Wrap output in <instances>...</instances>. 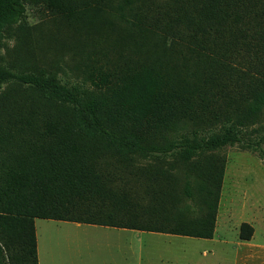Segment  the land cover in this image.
Wrapping results in <instances>:
<instances>
[{"label": "trees", "instance_id": "trees-1", "mask_svg": "<svg viewBox=\"0 0 264 264\" xmlns=\"http://www.w3.org/2000/svg\"><path fill=\"white\" fill-rule=\"evenodd\" d=\"M26 1L84 31L105 61L88 86L0 66V88L29 90L0 96V264H37L35 219L211 239L216 153L264 144V0ZM24 12L0 0V43ZM166 157L197 179L198 217L180 209L188 179L179 193L176 177L135 167L138 195L123 178ZM252 236L241 223L239 240Z\"/></svg>", "mask_w": 264, "mask_h": 264}, {"label": "rangeland", "instance_id": "rangeland-1", "mask_svg": "<svg viewBox=\"0 0 264 264\" xmlns=\"http://www.w3.org/2000/svg\"><path fill=\"white\" fill-rule=\"evenodd\" d=\"M24 7L22 19L5 32L0 43V66L14 73L42 72L62 84L88 86L87 70L105 61L101 55H92L95 43L91 37L70 27L43 6L24 0ZM10 90L15 95L29 91L9 81L0 88V96ZM244 137L250 142L257 136ZM216 155L224 159L214 228L219 243L164 235L137 238L135 234L112 233L101 227L75 228L72 223L36 219L41 264H237L236 260L243 264H264V144L258 151L228 146ZM133 166V171H125L123 178L138 195L142 192L133 174L137 173L135 167L145 168L150 172L148 175L176 177L179 193L188 179L192 198L181 201L180 209L186 206V218L198 217L197 179L187 173L177 158L137 159ZM142 204L146 205V201ZM241 223L253 228L251 240H239ZM56 225L61 228L56 229ZM205 250L212 253L204 256Z\"/></svg>", "mask_w": 264, "mask_h": 264}, {"label": "crops", "instance_id": "crops-1", "mask_svg": "<svg viewBox=\"0 0 264 264\" xmlns=\"http://www.w3.org/2000/svg\"><path fill=\"white\" fill-rule=\"evenodd\" d=\"M36 220V219H35ZM42 220V219H41ZM47 222H57L58 224H64L65 222H62V221H54V220H46ZM67 223H72L73 226L75 228H81L82 226H85L87 228H95V227H101V228H106L110 231L113 232H121V233H131V234H135L137 236V238H139L140 236H143V235H146V236H154V235H164V236H176L178 238H182V239H196L198 240L199 238H191V237H186V236H179V235H171V234H163V233H156V232H147V231H138V230H131V229H122V228H114V227H107V226H96V225H89V224H80V223H73V222H67ZM35 225V223H34ZM61 225H56V229H60ZM34 229H35V226H34ZM35 236H36V230H35ZM199 240H204V241H207L211 244H214V243H219L220 240H216V234L215 232L213 233V236L211 239H199ZM52 249V245L50 247V250ZM208 253H212V250H205L203 251V255L206 256ZM36 254H37V264H41V258H40V254H39V245H38V239H37V236H36ZM237 264H243V263H239V260H236L235 261ZM241 262V260H240ZM81 264H87V263H81Z\"/></svg>", "mask_w": 264, "mask_h": 264}]
</instances>
